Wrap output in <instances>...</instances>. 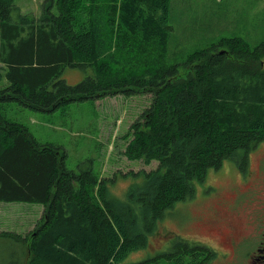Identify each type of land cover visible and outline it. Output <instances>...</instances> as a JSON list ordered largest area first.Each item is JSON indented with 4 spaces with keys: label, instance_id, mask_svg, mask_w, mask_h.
I'll return each mask as SVG.
<instances>
[{
    "label": "trees",
    "instance_id": "16d2710c",
    "mask_svg": "<svg viewBox=\"0 0 264 264\" xmlns=\"http://www.w3.org/2000/svg\"><path fill=\"white\" fill-rule=\"evenodd\" d=\"M52 2L58 12L50 9ZM171 0H51L41 15L0 0V202L42 203L33 230L0 231V264H208L217 251L161 230L166 212L195 196L209 170L234 160L246 172L264 141V40L222 37L169 64ZM67 67L86 75L71 84ZM152 94L131 125L123 197L113 177L74 171L66 153L8 120L2 103L40 111L107 96ZM154 237L169 246L151 249Z\"/></svg>",
    "mask_w": 264,
    "mask_h": 264
},
{
    "label": "rangeland",
    "instance_id": "374dc122",
    "mask_svg": "<svg viewBox=\"0 0 264 264\" xmlns=\"http://www.w3.org/2000/svg\"><path fill=\"white\" fill-rule=\"evenodd\" d=\"M50 1L15 0L22 13L33 15H41ZM48 9L58 12L55 2ZM169 21L174 28L167 62L173 64L187 60L194 49L208 47L222 37L241 36L252 46L259 44L264 40V0H171ZM6 71L0 62V88L8 85ZM85 75L78 68L67 67L62 78L75 84ZM152 99L150 92L119 94L72 102L49 112L13 101L2 103V111L11 122L26 125L41 142L52 143L65 152L68 168L80 172L90 167L100 177L117 175L116 181L109 184L110 190L123 197L133 182L125 174L158 165L157 160L146 164L124 153L131 125ZM9 203L0 211L3 229L21 234L33 230L42 217L43 204ZM165 229L190 242L213 246L217 255L208 264H252L248 252L264 231V141L250 151L246 172L232 159H226L218 169L211 167L206 180L197 183L195 196L166 212L161 230ZM227 233L235 234L233 241L241 242L236 251L227 243ZM169 242L154 237L151 249L136 252L131 258L140 259L149 251L167 248Z\"/></svg>",
    "mask_w": 264,
    "mask_h": 264
},
{
    "label": "flooded vegetation",
    "instance_id": "af4514ba",
    "mask_svg": "<svg viewBox=\"0 0 264 264\" xmlns=\"http://www.w3.org/2000/svg\"><path fill=\"white\" fill-rule=\"evenodd\" d=\"M225 238L227 239V243L229 244V246H232L234 248V251H236V248H238L239 244L241 245V242L237 243L233 241V239H236L235 234L229 235V233H227ZM206 245L211 246L210 244ZM255 245V248L252 251L248 252V257L252 264H264V231L257 239V243Z\"/></svg>",
    "mask_w": 264,
    "mask_h": 264
},
{
    "label": "crops",
    "instance_id": "0c3cea01",
    "mask_svg": "<svg viewBox=\"0 0 264 264\" xmlns=\"http://www.w3.org/2000/svg\"><path fill=\"white\" fill-rule=\"evenodd\" d=\"M8 204H11V203H9V202H0V211L3 209V207L5 206V205H8ZM43 206H42V213H43ZM41 216H42V214H41ZM1 223V222H0ZM3 225L1 224L0 225V231H2V230H4L3 229V227H2ZM6 230H11V229H6ZM11 231H14V230H11Z\"/></svg>",
    "mask_w": 264,
    "mask_h": 264
}]
</instances>
